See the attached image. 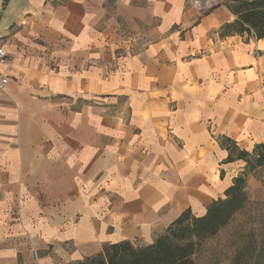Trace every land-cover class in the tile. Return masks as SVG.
Masks as SVG:
<instances>
[{"label":"crops","instance_id":"1","mask_svg":"<svg viewBox=\"0 0 264 264\" xmlns=\"http://www.w3.org/2000/svg\"><path fill=\"white\" fill-rule=\"evenodd\" d=\"M236 19L223 0H0V264L145 247L225 197L246 167L221 139L264 144V39L223 36Z\"/></svg>","mask_w":264,"mask_h":264},{"label":"trees","instance_id":"2","mask_svg":"<svg viewBox=\"0 0 264 264\" xmlns=\"http://www.w3.org/2000/svg\"><path fill=\"white\" fill-rule=\"evenodd\" d=\"M237 19L225 25L223 36L238 35L264 39V0H223ZM221 146L229 152V163L242 161L246 171L235 178L225 197L209 206L205 216L197 217L191 211L183 213L155 242L145 247H135L129 242L107 245L104 251L76 264H196L195 256L204 244L216 237L242 211L248 201V178L264 169V144L252 151L241 150L227 137ZM239 256L234 264H239Z\"/></svg>","mask_w":264,"mask_h":264},{"label":"rangeland","instance_id":"3","mask_svg":"<svg viewBox=\"0 0 264 264\" xmlns=\"http://www.w3.org/2000/svg\"><path fill=\"white\" fill-rule=\"evenodd\" d=\"M252 175L246 207L204 244L196 264H234L237 256L239 264H264V169Z\"/></svg>","mask_w":264,"mask_h":264},{"label":"built area","instance_id":"4","mask_svg":"<svg viewBox=\"0 0 264 264\" xmlns=\"http://www.w3.org/2000/svg\"><path fill=\"white\" fill-rule=\"evenodd\" d=\"M193 8L200 14L212 12L221 4V0H192ZM4 35L0 27V96H4L10 85V79L5 68L9 65V53L4 46Z\"/></svg>","mask_w":264,"mask_h":264}]
</instances>
